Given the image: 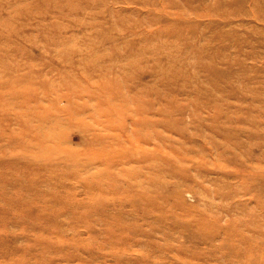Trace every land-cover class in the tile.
Segmentation results:
<instances>
[{"label":"rangeland","instance_id":"obj_1","mask_svg":"<svg viewBox=\"0 0 264 264\" xmlns=\"http://www.w3.org/2000/svg\"><path fill=\"white\" fill-rule=\"evenodd\" d=\"M0 264H264V0H0Z\"/></svg>","mask_w":264,"mask_h":264}]
</instances>
